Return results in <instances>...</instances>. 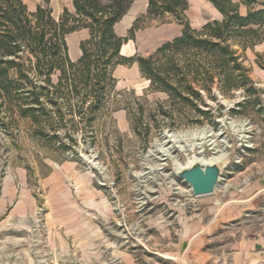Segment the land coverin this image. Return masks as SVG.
Returning a JSON list of instances; mask_svg holds the SVG:
<instances>
[{"label":"rangeland","instance_id":"rangeland-1","mask_svg":"<svg viewBox=\"0 0 264 264\" xmlns=\"http://www.w3.org/2000/svg\"><path fill=\"white\" fill-rule=\"evenodd\" d=\"M147 1L132 0L114 25L125 36L136 22L134 37L121 48L126 56L148 55L182 27L171 14L145 16ZM187 1L183 17L192 27L221 18L209 0ZM233 1L244 13L242 0ZM23 2L30 10L42 3L55 17L63 7L73 11L72 0ZM83 39L81 29L66 36L70 59ZM239 52L250 77L264 75L263 44ZM111 74L115 81L92 114L86 109L90 98L83 111L67 112L68 102L81 105L76 97L58 99L65 113L60 123L54 106L46 107L53 120L41 118L39 125L0 110V184L12 175L20 189L22 176L35 200L31 211L0 223V264H188L195 247L185 249L181 240L190 238L187 227L196 221L204 227L202 247L210 260L231 264L235 240L242 237L264 244V193L250 198L253 182L264 177V98L254 103L241 90L214 88L201 93L206 105L197 103L210 108L216 123H196L188 105L150 89L136 62L116 65ZM159 102L173 111L176 124L158 110ZM202 131L203 144L190 149L198 141L193 134ZM222 152L214 192L194 196L176 169Z\"/></svg>","mask_w":264,"mask_h":264},{"label":"trees","instance_id":"trees-1","mask_svg":"<svg viewBox=\"0 0 264 264\" xmlns=\"http://www.w3.org/2000/svg\"><path fill=\"white\" fill-rule=\"evenodd\" d=\"M210 1L221 18L194 28L183 17L187 0H148L145 16L171 14L182 25L181 32L148 55L126 56L121 48L134 37L136 22L125 36L118 35L114 25L132 0H72L73 11L63 7L57 17L42 3L30 10L23 0H0V110L18 113L39 125L41 118L53 120L46 107L54 106L60 123L65 113L58 99L76 97L81 105L68 102L67 112L83 111L82 104L90 98L86 109L92 114L102 106L108 86L115 81L113 68L133 62L152 91L164 93L173 104L178 100L192 108L196 115L190 120L196 123H216L210 108L197 103L206 105L201 93L210 94L214 88L225 94L241 90L245 97L253 95L257 103L263 90L253 85L239 48L264 40V1L254 7L255 0H242L247 6L245 13L233 0ZM80 29H87L88 37L79 42V57L71 60L66 36ZM54 74L58 75L56 83L52 81ZM246 102L244 99L236 105ZM158 107L171 124H176L173 111L163 109L161 102ZM91 119V115L86 116V120ZM0 124H5L1 118ZM42 135L46 133L42 131Z\"/></svg>","mask_w":264,"mask_h":264},{"label":"crops","instance_id":"crops-1","mask_svg":"<svg viewBox=\"0 0 264 264\" xmlns=\"http://www.w3.org/2000/svg\"><path fill=\"white\" fill-rule=\"evenodd\" d=\"M210 1V0H209ZM212 4V2L210 1ZM243 4V3H242ZM213 5V4H212ZM244 5V4H243ZM214 7V5H213ZM215 8V7H214ZM216 9V8H215ZM217 10V9H216ZM245 9L244 13L246 12ZM218 11V10H217ZM219 12V11H218ZM220 13V12H219ZM242 13V12H241ZM221 15V14H220ZM179 29L177 33L174 35H178L181 32L182 27L178 24ZM181 27V28H180ZM83 32V38L88 37V30L81 29ZM263 44L264 40L256 43L254 46H258ZM81 51L79 49V53L72 57L71 60H76ZM123 54V52H121ZM124 55V54H123ZM120 65V64H118ZM116 78V77H115ZM252 80H256L262 83L264 88V75H253L251 76ZM21 181L19 182L21 188L19 189L14 182V178L12 175H7L3 178L0 184V223L4 221H9L12 219L14 215H23L28 212V209L31 211L35 200L32 194L29 191V188L24 185L25 180L21 176ZM264 193V177H259L258 180L253 182V187L250 192V198H255L256 196ZM8 224V223H6ZM193 224L194 228H190ZM188 225L187 229L189 231V239L184 237L181 240V245H184V248H190L191 246L195 247L194 250H191V257L188 259V264H224L225 261L221 258H217L215 260H210V255L203 249V237L201 235L204 227L199 223L195 222ZM192 233V234H190ZM261 238H239L235 240L233 246V254L231 257V264H262L264 263V244L261 243ZM188 250V249H187Z\"/></svg>","mask_w":264,"mask_h":264},{"label":"water","instance_id":"water-1","mask_svg":"<svg viewBox=\"0 0 264 264\" xmlns=\"http://www.w3.org/2000/svg\"><path fill=\"white\" fill-rule=\"evenodd\" d=\"M170 133L166 134L169 136ZM223 162L209 160L201 162L193 159L176 169V176L186 182L194 196L211 194L219 181Z\"/></svg>","mask_w":264,"mask_h":264},{"label":"bare ground","instance_id":"bare-ground-1","mask_svg":"<svg viewBox=\"0 0 264 264\" xmlns=\"http://www.w3.org/2000/svg\"><path fill=\"white\" fill-rule=\"evenodd\" d=\"M170 136H171V134H169V137ZM193 136L198 141L197 142H192L191 144H189V148L190 149H193L195 146H198L199 147V146H201L203 144V141H202L203 140V137H204L203 131L202 132H199V133H194ZM220 154H222V155L211 157V158H209L208 160H205V161L216 160V161H219V162H223L225 160L226 153L225 152H222ZM205 161H201V162H205Z\"/></svg>","mask_w":264,"mask_h":264},{"label":"built area","instance_id":"built-area-1","mask_svg":"<svg viewBox=\"0 0 264 264\" xmlns=\"http://www.w3.org/2000/svg\"><path fill=\"white\" fill-rule=\"evenodd\" d=\"M253 85L257 88L262 86V83L256 80H253ZM217 93H219L218 91H216ZM237 92H240V90H238ZM260 96L264 98V92L260 93ZM243 98V97H242Z\"/></svg>","mask_w":264,"mask_h":264}]
</instances>
